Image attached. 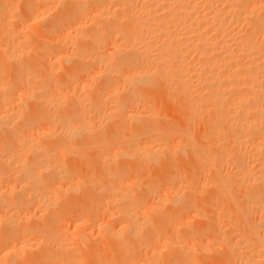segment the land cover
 Here are the masks:
<instances>
[{"label":"snow or ice","instance_id":"1","mask_svg":"<svg viewBox=\"0 0 264 264\" xmlns=\"http://www.w3.org/2000/svg\"><path fill=\"white\" fill-rule=\"evenodd\" d=\"M18 7L6 5L13 13L9 32L19 43L5 48L6 59L0 61V98L6 106L0 117V159L5 162L0 200L10 210L0 215V252L14 257L0 264H141L138 250L169 233V243L182 235L195 241L204 257L178 264H252L231 258L251 235L259 236L264 254V173L257 194L243 163L235 174L224 172L234 167L224 145L235 130L225 127L210 93L190 82L171 57L156 54L159 45L130 15L140 5L130 0L30 2L27 18L16 16ZM230 7L243 22L241 35L248 29L243 46L254 51L258 44L264 57V0L259 23L249 0H232ZM110 44L114 52L108 51ZM69 47L72 54L62 55ZM162 90L171 99V115L157 104ZM236 107L243 118L246 108ZM52 139L58 142L48 145ZM77 140L84 143L75 145ZM25 150L32 159L25 161ZM122 161L137 165L134 182L128 183L132 170ZM211 186L227 197V202L205 201L212 218L218 213L227 223L219 232L214 227L197 230L195 224L208 218L199 198L208 196ZM105 200L109 208L132 201L137 212L123 214L113 229L100 222ZM169 205L176 211L170 212ZM74 239L80 241L76 247ZM102 239L110 243L111 258L99 250ZM69 250L84 258L62 259ZM164 254L161 250L153 264H173Z\"/></svg>","mask_w":264,"mask_h":264},{"label":"bare ground","instance_id":"2","mask_svg":"<svg viewBox=\"0 0 264 264\" xmlns=\"http://www.w3.org/2000/svg\"><path fill=\"white\" fill-rule=\"evenodd\" d=\"M8 1L18 6L19 4H21L20 0H8ZM8 1L6 2V4L10 3ZM23 1L24 0H21L22 3ZM30 2H39V3L54 5L56 3L62 2V0H27L23 4H25L26 6ZM100 2L109 3V4L110 3L122 4L124 0H100ZM130 2L140 5V7L130 10V15L135 17L134 23L138 26H141L145 30V32L148 33L149 38L153 40L154 44L159 45V47L156 49V54L164 57H171L172 60L175 61V65L181 71V73L186 74L187 78H191L190 82H195L198 87L202 88L203 91L210 93L212 98L214 99L215 104L218 106L219 111L223 114V122L225 127L230 130H235L234 134L227 138V142L224 145V150L226 154L232 155L233 158L234 167L227 166L229 168L230 173L232 172L230 168L236 169V171L238 172L239 168L241 167V163H243V165L247 167L250 182H254V186L257 185L258 188L260 189L261 187L260 181L262 179V173H264V163H262L264 162V131H262V129H264V102H262L259 96L264 95V89L261 88V81H260L261 79L259 80L258 76L261 75L262 73L261 70H263L264 68L259 66V64H261L260 63L261 61L259 62V55L261 54L259 48H257L256 46V49L254 51L250 48L246 49L241 43L245 39V36L243 35L240 36L239 35L241 34L240 32L238 34V32H236L234 29H232L233 31H231V29L228 27L229 26L228 18L230 17L233 18L235 20V24L239 20L238 14L230 7V5L232 4V0H130ZM0 9H2V7ZM15 12L17 11L15 10ZM113 12L115 13V10H113ZM0 14H1L0 23L4 28V30H1V28L0 30L2 32L5 31L6 35L8 34L7 36L10 35V37L6 39V42L3 43L5 45H3V47L0 46L2 47V49L3 48L5 49V48H9L7 46L8 41L12 40L11 42H9V44H11V46L13 44V34L10 33L8 29L9 22L11 21L9 18H11V15L13 13L7 8H4L0 11ZM236 25H238V23ZM2 35H4V33ZM2 35L0 36L2 37ZM114 38L116 37L115 36L112 37V42L114 41ZM2 39H5V37ZM16 43L18 44V42ZM15 44H13V46L16 47ZM110 47L112 48L111 44L109 45L108 48L109 52H114L116 50L114 47L112 49ZM109 49H111L112 51ZM3 50L1 51L0 49L3 55L2 58L6 59ZM70 54H72V52ZM141 54L143 55L147 53L142 52ZM260 68L263 69L260 70ZM96 70H98V72L96 71L97 73L102 71L99 64L96 65ZM111 79H116V77L113 75ZM120 84L122 85L123 81H120ZM162 91L161 93L165 95L164 93L166 91L163 92ZM54 94L59 95V93L55 91ZM78 97L79 95L77 96V100H76L77 104L79 103ZM164 99L165 101H168L170 98L168 99L165 97ZM170 103L171 101H169L168 104ZM237 105H243L246 108V111H244L243 113V118L240 115H238V111L236 107ZM248 105H251V107H248ZM4 107L6 106L3 104V99L0 98V117H4L6 115L3 110ZM71 107L72 105L69 104L68 105L69 110L71 109ZM95 119L99 121L100 116H96ZM87 139L88 137L87 135H85V140ZM57 142L58 141L56 139H52L49 140L47 143L48 145H55ZM83 143L84 140H80V141L77 140L74 142L75 145H81ZM252 156L260 157L259 172L258 171L255 172V170L254 171L250 170V168L252 167L251 166L252 163L249 164V161L251 162L250 158ZM24 158L25 161L32 159V157L30 156L27 150H25ZM225 159H227V155ZM0 161H1L0 166H3L5 162L2 159H0ZM124 162L127 163L128 165L130 164L135 166V162L133 161H122L123 164ZM103 164L104 161L101 158L100 166L102 167ZM248 165H250L251 167ZM144 167L147 169L149 168V166L146 163ZM227 167H225V170L227 169ZM130 169H132V166H130ZM228 172H226V174ZM233 174H235V171L233 172ZM134 181L135 180H129L128 183H132ZM147 182H149L148 179L145 182V187L147 185ZM213 189L216 190L215 187ZM54 193L55 192H53V194ZM171 195L172 194H169V198H171ZM38 206H39V201H37V207ZM115 206L117 210L114 208L115 211L113 215L116 218H118V226L116 228L119 227V223L120 220L123 218V214H135L137 212V208L132 201H125L122 206L117 204L112 205V207ZM103 208L104 209L109 208L107 200L103 202ZM36 210H37L36 208H33V212H35ZM9 211H10L9 209L5 208L3 201L0 200V215L8 214ZM203 212L207 213L205 211ZM208 215L209 214H207V216ZM210 217H212L211 213L207 219H209L211 225L213 224L215 225L216 219ZM111 220L113 219L111 218ZM202 220L205 222L208 221L206 219L205 220L202 219ZM205 222L203 223L205 224ZM208 222L206 223V225H208L207 227H211L210 223L208 224ZM218 225H216V227ZM98 229H99V225H98ZM217 230L218 229H216V231ZM169 235H171V233H169ZM258 239L259 237H257L256 240L258 241ZM103 240L106 241V239ZM162 240L160 239L157 240L156 238H154L152 242V244L153 243L154 244L151 245V247L144 246L140 248L137 252L136 259L140 261L141 264H153V261H158L157 258L158 259L160 258H159V253L158 254L156 253V249L158 247L155 243L163 244L165 247L168 248V250H170V251H166L169 253V254L167 253L168 258L166 259V261H171L173 262V264H178V262L185 260V258H189V255L194 253L192 251H195L194 248L196 247L195 246L196 243H194L195 245L189 243V241L187 243H184L185 241L184 240L182 241L183 244H180L178 241H176L174 244H171L169 242H163ZM161 241L163 243H161ZM252 241L254 242L255 239H253ZM253 242H247V243L248 244L250 243L251 245L252 244L259 245L257 242L256 243ZM102 243L103 242H101V245H103ZM73 244L74 245L77 244L78 246L80 244V241L74 239ZM185 244L187 245V247H185ZM243 244L245 243L243 242ZM101 245L100 247H102ZM104 245L106 246L107 243L105 244L104 242ZM255 245H252L251 248L249 249L252 250L254 248L253 249L254 252L258 251L255 250L256 248ZM153 246L156 249L153 248ZM239 247L240 246H238V249ZM189 248L192 249L190 253L188 251ZM247 251H245L247 257H244L246 255L245 254L244 256L240 255L241 256L240 258L243 257L244 260L245 258H247L245 261H251L252 264H259L261 260H264V255L261 254L258 255L257 257H254L252 255L253 256L252 258L250 256L248 258V254L250 253H247ZM74 252L75 251L72 250L64 252L61 254V258L69 261L77 259L76 258L77 256L75 257ZM241 252L242 251H240V253ZM154 253L156 254L154 255ZM255 253L254 254L257 255V252ZM0 255H2V252H0ZM36 256H39V252L37 253ZM234 256L237 257L236 255ZM11 258L14 257L0 256V259H4V260ZM189 259L194 260V258H189Z\"/></svg>","mask_w":264,"mask_h":264},{"label":"rangeland","instance_id":"3","mask_svg":"<svg viewBox=\"0 0 264 264\" xmlns=\"http://www.w3.org/2000/svg\"><path fill=\"white\" fill-rule=\"evenodd\" d=\"M1 1H3V2H1ZM0 1V8L2 7V9H4V8H6V5H9L10 3L12 4V2H10V1H8V0H1ZM10 2L9 4H6V2ZM25 1H27V0H24L23 1V3L25 2ZM249 2H253L252 4L254 5V6H256V23H259V20H260V15H261V9H260V7H259V5L261 4V2H262V0H250ZM256 2V3H255ZM20 3L21 4H19V8L18 9H16V11L17 12H15L16 13V16L18 17L19 16V18H27V16L29 15V10L27 9V7L25 6V4H23L22 2H21V0H20ZM3 5V6H2ZM23 5V6H22ZM258 6V7H257ZM20 7H21V10H20ZM25 8V9H23V8ZM2 9H0V11L2 10ZM22 10H24V11H22ZM27 10H28V12H27ZM258 10H260V11H258ZM258 11V12H257ZM22 13V14H21ZM18 14V15H17ZM21 14V15H20ZM1 15V14H0ZM9 17V16H8ZM12 18H13V14L11 15V18H9L10 20H12ZM257 18H259V19H257ZM243 23L240 19L237 21V23H238V25H236L235 24V20L233 19V18H228V27L231 29V31H233L232 29H234L236 32H238V34H239V32L241 33L242 32V24L241 23ZM233 23V24H232ZM234 25V26H233ZM0 28H1V30H4V28H3V26L1 25V23H0ZM247 29V27H244L243 28V32L244 33H247V31H248V29ZM0 30V35H2L3 33H4V35H2V37L0 36V46H2L3 47V45H5V44H3L4 42H6V39L8 38V37H10V35L9 36H7L6 35V33H5V31H1ZM240 36H242L241 34H239ZM246 35V34H245ZM245 35H243V36H245ZM5 37V39H2V38H4ZM7 36V37H6ZM10 39V38H9ZM12 41V40H11ZM11 41H8V47H10L11 46V44H9V42H11ZM16 42H18V41H16ZM15 42V43H16ZM114 43L116 42V38H114V41H113ZM19 43V42H18ZM14 44V43H13ZM13 44H12V46L11 47H15V46H13ZM15 45H17V43L15 44ZM2 47H0V49H1V51L4 49H2ZM69 48H70V50H69ZM67 50H65L64 52H62L61 54L62 55H70V53L71 52H73V50H72V48L71 47H69ZM111 48V47H110ZM113 48V47H112ZM111 48V49H112ZM257 48H259V45L257 44ZM111 49H109V50H111ZM1 51H0V61H3L4 60V58H2V53H1ZM67 51V52H66ZM112 51V50H111ZM261 61V62H260ZM259 62L262 64H259V66H261V67H263L264 68V57H261V54L259 55ZM263 68H260V70L261 69H263ZM97 72H98V70H96ZM262 71H264V69L263 70H261V72ZM96 72V73H97ZM259 77V80L261 79V75H259L258 76ZM61 77H60V73H59V71H57V73H56V79H60ZM261 81V80H260ZM163 92V91H162ZM78 95H79V93H77ZM165 95H163V93H161V91L157 94V104H158V106L159 107H161V108H164V109H167L168 110V112H169V115H171L172 114V112H173V108L172 107H170V106H172V102L170 103V104H168L169 103V101H171V99H169L170 97L169 96H167L168 94L165 92L164 93ZM167 94V95H166ZM77 95V96H78ZM162 96H165L166 98H168L169 100L168 101H165V97H162ZM264 96V95H263ZM259 98L261 99L262 98V96H259ZM167 100V99H166ZM262 100V99H261ZM262 102H264V101H262ZM91 117V116H90ZM80 141V140H79ZM63 158L61 157V161H63L62 160ZM251 162L249 161V164H251V166L250 165H248V166H250L251 168H250V170H252V171H254L255 170V172L256 171H260V157L259 156H252L251 158ZM69 160H70V162H74L73 160H74V157L71 159V158H69ZM1 162V161H0ZM122 163V162H121ZM125 163V162H124ZM1 164V163H0ZM123 164V163H122ZM129 166V168H130V166H132V176L130 177V180H136V174H135V166H137L136 164H135V166L134 165H128ZM227 167V166H226ZM228 167H230V166H228ZM227 167V169L225 170V168H224V172L226 173V172H228L229 171V168ZM232 167V166H231ZM255 167V168H254ZM257 167V168H256ZM231 169V173L233 174V172L235 171V173L237 172L236 171V169H233V168H230ZM258 169V170H257ZM234 170V171H233ZM230 173V171L227 173V174H231ZM148 174H149V168L147 169V168H145L144 167V171H143V173H142V178L144 179V183L146 182V180L148 179L147 177H148ZM214 174V173H213ZM147 175V176H146ZM215 175V174H214ZM135 178V179H134ZM149 181V180H148ZM148 183L149 182H147V185H148ZM147 185H146V187H145V191L147 190ZM118 187H119V185H118ZM177 187H179V185L177 186ZM212 187V186H211ZM210 187V189H208V192H209V195L208 196H202V197H200L199 198V201H200V207L202 208V210L203 211H205V212H207L206 214H209L208 216H210V213H211V215H212V209L210 208V207H208L206 204H205V201L207 200V201H210L213 197H215V198H217V199H221V200H223V201H225V202H227V197L223 194V193H221V192H219L217 189V191L216 190H214L213 188L215 187H212L211 188ZM255 189H256V192H257V194L259 193V188H258V186L256 185L255 186ZM53 192H55V191H53ZM55 194V193H54ZM151 206V202L149 203V207ZM171 205H169V207H170ZM207 206V207H206ZM106 208V207H105ZM116 209V206L115 207H111L110 209L108 208V211H107V213H108V215H106L105 216V209L103 208V207H101V209H100V222L101 223H103V224H107V225H109V226H111L113 229L114 228H116L117 226H118V218H116L113 214H114V211H115V209ZM173 210V211H171V210ZM174 209H175V211H176V208H174L173 206L172 207H170L169 208V211L170 212H175L174 211ZM210 209H211V211H210ZM110 210V211H109ZM117 210V209H116ZM102 211H103V213H102ZM104 215V216H103ZM111 216V217H110ZM109 218H110V220H111V218L113 219V220H109ZM210 218H212V217H210ZM185 219H187V217L185 218ZM215 219H216V223H215V225L213 224V225H211V223H210V221H209V219H206V220H208L207 222H208V224L210 223V226L211 227H216V225H218L217 227H216V229H218L219 231H221V225L222 224H224L225 225V227H227V223H226V221H223V220H221V219H219V216H218V213L216 214V217H215ZM219 219V220H218ZM202 219H197L196 221H195V224H196V228H197V230H204V229H207L208 227V225H206V223L207 222H205V221H203V222H205V224L201 221ZM205 220V219H204ZM260 220V216L257 214L256 216H255V221H259ZM220 221V222H219ZM202 222V223H201ZM112 224V225H111ZM99 225V224H98ZM98 225H97V233H99V229H98ZM200 225V226H199ZM202 225H204V226H202ZM215 229V230H216ZM218 230H217V232H218ZM88 231V233H91L92 232V228L91 227H89V229L87 230ZM180 232H184L185 231V229H180L179 230ZM229 233H231V229L229 228ZM168 236H170L169 234H166V236H164V239L162 240V239H160V240H162L163 242H169V239H167V238H169ZM253 236V237H252ZM255 236V237H254ZM257 237H259L258 235H251L250 236V238H253V239H255V243L257 242L259 245H260V240L258 239V241L256 240L257 239ZM176 238V239H175ZM175 238H174V240H175V242L176 241H178L180 244H183V242L182 241H184L185 239H184V237L182 236V235H177V236H175ZM238 238V237H237ZM249 238V239H250ZM166 239V240H165ZM253 239H250V240H246V242L244 241V243L246 244L247 242H253L252 240ZM103 240V239H102ZM74 241V240H73ZM161 241V243H163ZM76 242V241H75ZM74 242V243H75ZM101 242H103L102 244L103 245H101L102 247H100V249L99 250H101L100 252L102 253V254H106V256H107V258H111V250L109 249L110 248V243L108 244V242L109 241H107V239H106V241L105 240H103V241H101ZM104 242H105V244L107 243V245L105 246L104 245ZM177 242V243H178ZM188 241H184V243H187ZM193 242V243H192ZM192 242H190L189 241V243H191V244H193V245H195L194 243H196V242H194V241H192ZM253 242V243H254ZM154 244V243H153ZM152 244V245H153ZM156 245H157V249L153 246V248H155L156 249V253L158 254V253H160V251L161 250H165V254H164V259L166 260L167 258H168V252H166V251H170V250H168V248L167 247H165L163 244H160V243H155ZM160 244V245H159ZM245 244H243V242H242V244L241 245H239L240 247H239V249H238V247H237V250H238V252H237V254H236V256L237 257H235L234 255L233 256H231V258L232 259H234V260H244V258L242 257V258H240L241 256H244L246 253H245V251H247V249H248V251H247V253H250V254H248V258H249V256L252 258L253 256L254 257H257L258 255H264V254H262V252H261V246H259V245H255V244H252V245H255V250H258L259 251V249H260V251L258 252V251H255V252H257V255H255L256 253L254 252V248L251 250V249H249V248H251V244L249 243H247L246 245ZM159 245V246H158ZM163 247H162V246ZM73 246L75 247V246H77V244H73ZM108 246V247H107ZM244 246H245V248H244ZM106 247V248H105ZM159 247H161V248H159ZM107 249V250H105V249ZM165 248V249H164ZM196 248V247H195ZM194 248V250L195 251H192V252H194V253H192L191 255H189V258H194V260H192V259H190V260H192L193 262H196V261H199V259L201 260V259H203L204 257H203V255L202 254H199L198 255V253H197V250ZM243 249V250H242ZM246 249V250H245ZM105 250V251H104ZM110 251V253H109V251ZM159 250V251H158ZM250 250V251H249ZM158 251V252H157ZM240 251H242L241 253L243 254H241L240 253ZM253 251V252H252ZM38 253V252H37ZM37 253H33V254H36L37 255ZM108 253V254H107ZM168 253V254H167ZM255 253V254H254ZM110 254V255H109ZM239 254V255H238ZM23 255V254H22ZM36 255H33V256H36ZM74 255H75V257L77 256V254H76V252H74ZM241 255V256H240ZM253 255V256H252ZM0 256H3V253H2V255H0ZM192 256V257H191ZM235 257V258H234ZM244 257H247V254L244 256ZM29 258V257H28ZM32 258V257H31ZM76 258H83V255H81V256H77ZM159 258H160V256H159ZM189 258H185V260L186 259H189ZM228 258V256H218V257H216V259L217 260H223V259H227ZM238 258V259H237ZM196 259V260H195ZM247 258H245V260H246ZM157 260H159L158 258H157ZM244 260V261H245ZM260 264V263H259Z\"/></svg>","mask_w":264,"mask_h":264}]
</instances>
